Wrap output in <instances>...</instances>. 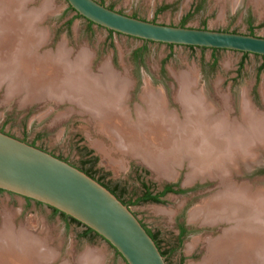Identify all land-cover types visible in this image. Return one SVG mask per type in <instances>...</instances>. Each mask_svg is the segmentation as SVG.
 <instances>
[{
  "label": "rangeland",
  "instance_id": "1",
  "mask_svg": "<svg viewBox=\"0 0 264 264\" xmlns=\"http://www.w3.org/2000/svg\"><path fill=\"white\" fill-rule=\"evenodd\" d=\"M95 1L127 16L162 25L182 26L185 21L184 27L264 38V0ZM23 2L27 27L34 34L37 32L41 41L38 53L57 56L64 49L71 61L86 53L91 59L89 70L97 76L102 74L104 66H109L128 85L124 108L129 111L132 122H138V108L146 109L142 96L147 90L163 93L168 109L183 115L177 100L179 78L183 75L190 76L192 91L203 94L209 105L219 108L220 112L224 106L231 109L228 112L233 119L241 117L245 97L258 113L264 114V59L261 56L145 42L90 26L86 19L69 11L67 0ZM139 53L141 62L136 58ZM26 91L10 96L8 83L0 82V132L66 161L112 193L116 192L118 197L115 196L143 227L156 235L166 264H207L206 260L210 263V241L221 236L229 225L213 226L205 223L203 217L192 220L191 212L219 191L220 180L198 178L187 182L192 171L186 160L176 167L173 178L162 177L140 157L117 145L102 128L101 118L96 119L90 110L48 94L34 100L31 92ZM256 157L252 164L242 163L240 169L234 170L235 182L264 188V174H254L264 166V152L257 151ZM174 183L183 192L170 193L161 203L140 201L146 192L158 193L163 186ZM5 216L11 217L15 229L24 228L44 241V245L38 241V249L32 242L36 255L25 264H80L81 261L83 264H126L104 239L85 236L84 227L56 215L44 204L0 192V224ZM180 223L189 230L182 240L177 228ZM28 244L31 242L25 243ZM21 257L26 256L22 253Z\"/></svg>",
  "mask_w": 264,
  "mask_h": 264
},
{
  "label": "bare ground",
  "instance_id": "2",
  "mask_svg": "<svg viewBox=\"0 0 264 264\" xmlns=\"http://www.w3.org/2000/svg\"><path fill=\"white\" fill-rule=\"evenodd\" d=\"M21 3L0 0V82L8 83L10 96L27 90L34 100L48 94L76 102L101 118L102 128L117 145L140 157L160 176L173 178L176 167L186 160L192 171L187 182L220 180L219 191L191 212L192 220L203 217L208 224L229 225L210 241L207 264H264V188L233 179L234 170L264 150V114L245 97L241 117L233 119L231 109L224 106L220 112L209 105L203 94L192 91L190 76L183 75L177 97L183 115L170 111L163 93L151 89L142 96L146 109L137 107L138 122L133 123L124 108L128 85L107 65L101 75L92 74L86 53L74 61L64 49L57 56H41L37 51L41 41L27 27ZM15 228L11 217L5 216L0 224V264L28 263L36 255L38 241L44 243L26 229Z\"/></svg>",
  "mask_w": 264,
  "mask_h": 264
},
{
  "label": "water",
  "instance_id": "3",
  "mask_svg": "<svg viewBox=\"0 0 264 264\" xmlns=\"http://www.w3.org/2000/svg\"><path fill=\"white\" fill-rule=\"evenodd\" d=\"M67 2L83 18L118 34L155 43L264 56L263 37L162 25L127 16L95 0ZM0 189L76 219L111 245L126 264H166L141 222L109 189L66 161L3 132Z\"/></svg>",
  "mask_w": 264,
  "mask_h": 264
},
{
  "label": "flooded vegetation",
  "instance_id": "4",
  "mask_svg": "<svg viewBox=\"0 0 264 264\" xmlns=\"http://www.w3.org/2000/svg\"><path fill=\"white\" fill-rule=\"evenodd\" d=\"M143 41H145V40H143ZM145 42H147V41H145ZM152 43H155V42H152ZM261 57H263V56H261ZM141 59H142V54L140 53V56H139V58H137V60L139 62H141ZM261 151L264 152V150H261ZM252 162H253V160L250 161L249 164H252ZM248 166H250V165H248ZM254 174H256L257 176L264 174V166L259 167ZM207 185H211V184H207ZM168 187H170L171 190H170V192H166L165 193V191H166V189ZM199 187H201V186H199ZM177 192H183V189L180 188V185L179 184H177V183L167 184V185L163 186V188L161 189V191L158 192V193H149V192H146V194L143 195L141 199H144L147 195H150L151 198H158L159 199V202H156V201H153V200H150V201H147V202H150V203H161L162 198H164L166 195H168L170 193H177ZM113 193L115 195H117V197H118V194L116 192L113 191ZM211 225L215 226L216 224L215 225L214 224H211ZM177 228H178V231H179L178 236H179V239L180 240H182L184 237H186L188 235L189 230L187 229V227H185V225H183V224L180 223ZM148 231L153 236L156 245L159 246L158 239H157L156 235L152 231H150V230H148Z\"/></svg>",
  "mask_w": 264,
  "mask_h": 264
},
{
  "label": "trees",
  "instance_id": "5",
  "mask_svg": "<svg viewBox=\"0 0 264 264\" xmlns=\"http://www.w3.org/2000/svg\"><path fill=\"white\" fill-rule=\"evenodd\" d=\"M69 11H72V12H76L70 5H69ZM76 16L77 17H81V18H83L82 16H80L79 14H77L76 13ZM76 17V18H77ZM85 19V18H84ZM87 20V19H86ZM88 21V20H87ZM89 22V24H90V26H94L95 24L94 23H92L91 21H88ZM72 23V21H70L69 22V24H71ZM182 26L184 27L185 26V21L183 22V24H182ZM111 33H115L114 31H110ZM147 42H151V41H147ZM166 45H168V46H170V47H173V46H175V45H169V44H166ZM189 48H199V49H202V50H207V49H210V48H200V47H194V46H188ZM210 50H212V51H214V52H216V51H219V50H221V49H210ZM140 54V53H139ZM139 54H137V56H136V58H139ZM245 56H247V55H249L250 53H243ZM257 56H260V55H257ZM263 59H264V56H263ZM216 63L217 62H215V65H216ZM262 70H264V66L262 67ZM170 190H171V188L170 187H168L167 189H166V191H165V193L166 192H170ZM0 192H4L3 190H1L0 189ZM28 202H32V201H34V200H32V199H29V198H25ZM150 200H153V201H156V202H159V199L158 198H151L150 197V195H147L144 199H141L140 201H142V202H147V201H150ZM34 202H36V203H38L39 205H43L42 203H40V202H37V201H34ZM49 208H51L52 210H53V212L56 214V215H60V216H62L64 219H66V220H68V221H70V222H72V223H74V224H76V225H78V226H82V227H84L86 230H85V236H98V237H100L95 231H93L92 229H90V228H88V227H86L84 224H82L81 222H79V221H77L76 219H74V218H72V217H70V216H68V215H66V214H64V213H62V212H60V211H58L57 209H54V208H52V207H49ZM147 232L149 233V235L153 238V236L150 234V232L147 230ZM153 240H154V238H153ZM111 246V245H110ZM112 247V246H111ZM113 248V247H112ZM114 249V248H113ZM115 250V249H114ZM116 251V250H115ZM116 253L119 255V256H121L117 251H116Z\"/></svg>",
  "mask_w": 264,
  "mask_h": 264
}]
</instances>
